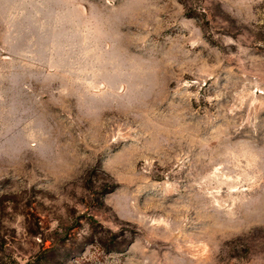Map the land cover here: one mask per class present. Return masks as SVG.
Instances as JSON below:
<instances>
[{"label": "rangeland", "instance_id": "obj_1", "mask_svg": "<svg viewBox=\"0 0 264 264\" xmlns=\"http://www.w3.org/2000/svg\"><path fill=\"white\" fill-rule=\"evenodd\" d=\"M0 264H264V0H0Z\"/></svg>", "mask_w": 264, "mask_h": 264}]
</instances>
